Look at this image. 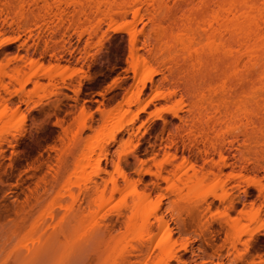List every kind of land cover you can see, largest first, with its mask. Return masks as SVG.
Returning <instances> with one entry per match:
<instances>
[{"label":"rangeland","instance_id":"obj_1","mask_svg":"<svg viewBox=\"0 0 264 264\" xmlns=\"http://www.w3.org/2000/svg\"><path fill=\"white\" fill-rule=\"evenodd\" d=\"M14 2L18 8L9 12L0 0V264H134L137 257L136 264L264 262V138L249 153H229L220 178L209 174L205 183L187 185L186 160L199 176L218 174L221 160L205 165L186 149L195 142L204 147L189 118L193 94L203 89L178 71L168 39L158 41L152 7L122 18L132 0ZM163 30L177 33L169 24ZM133 32L146 63L138 73ZM226 138L230 147L234 136ZM242 139L235 145L244 149ZM113 179L124 192L112 194ZM92 181L102 189L90 199ZM137 192L150 195L137 225L150 222L156 230L163 218L171 238L166 252L159 234L152 255L142 254L139 228L122 217L131 215L126 207ZM71 207L82 212L51 254L25 260L28 253L20 251L33 254Z\"/></svg>","mask_w":264,"mask_h":264},{"label":"bare ground","instance_id":"obj_2","mask_svg":"<svg viewBox=\"0 0 264 264\" xmlns=\"http://www.w3.org/2000/svg\"><path fill=\"white\" fill-rule=\"evenodd\" d=\"M1 2L9 12H15V9L18 8L14 0H1ZM171 2H174V4L171 5ZM51 6L52 4L46 3L44 9L46 11L49 9L48 11H50ZM142 6H146L149 11V7H152L151 11L154 9L152 13L150 11V14L153 17L152 20L158 27V41L164 42L168 39L167 43L170 48V56L172 57V62L178 67V71H187V76L194 83L198 82L199 86L203 89L201 93H194V95V87L189 83L187 84V87L189 86V92L193 96H196L193 97V109L189 118L193 123L192 126L197 129V133H203L202 143L204 147L201 148L199 142H195L192 146L186 147V149L192 154L203 157L205 165H207L209 159L213 161L214 156H219L221 160L218 163V174L207 172L203 176H199L196 164H193L191 160H188L189 162L186 160L185 163H189L190 165L189 169L184 173L187 185L198 186L203 184L208 180L209 174L220 178L224 174V169L229 165V153H249L252 143H256L264 138V0H132V2L127 3L123 8L124 11L120 14V17L127 18L129 10L134 12L135 17H139ZM166 24H169L173 32L177 33L167 36L166 30H163ZM115 31L121 32L123 30L122 28H117ZM135 33H132L131 53L138 60L134 68L136 73H138L139 71H143L146 63L145 61L139 60L140 55L136 49L138 38ZM152 80L153 77L151 76L149 81ZM158 118L160 119L161 117L158 116ZM121 129L122 127L119 130ZM227 134L234 136L230 147H228L230 142L226 138ZM240 136L243 137L244 146L242 147L244 149L236 147L235 145V142H239ZM176 150H178V147H176ZM90 154V148L84 149L82 159L84 158V161L87 163L91 160L90 157L92 155L90 156ZM173 159H177L176 153L173 155ZM123 180L126 185H129L130 179L128 180L126 175H123ZM67 183L69 184V182ZM112 184L113 195L115 192L122 193L123 189L120 188L116 180L114 181L113 179ZM101 187L97 182H93L90 193H88L90 194V199L92 195L95 194L97 196L100 193ZM246 193L247 191H245ZM136 194L138 195L139 192ZM137 197L139 198L138 201ZM137 197L134 198L136 200H133V204L130 203L126 207L131 215L129 216L127 213V215L122 216L121 214V216L126 218L125 220L128 219L133 226L139 228L138 231L142 235L141 241L143 247H141L143 249H140L142 254H146L147 257L152 255L150 245L154 243L159 234H163L164 236V242H160L161 245L159 244V248L163 252H166L171 248V238L168 235L167 223L163 218H160L156 230L152 228L153 226H151L150 222H144L141 226H138L139 216L141 212L144 213L142 210L149 208L150 195L139 194ZM99 201L102 202L103 200ZM234 201L233 199L230 200L232 207L235 206ZM93 203L95 204V202ZM106 203L109 204L110 202L108 203L107 200ZM101 204L104 205V202ZM72 207L71 209H73ZM208 207L210 208L211 204H208ZM76 209L71 210L69 214L65 211L69 216L66 213L64 215L66 214L67 216H61V218H64V220H61L64 221V226L59 221L61 223L60 225H62H59L61 228L58 226L60 230L55 225L57 230L53 227L50 233L44 234L45 237L49 236V238L46 237L47 240L45 239L46 241L42 242L47 243L43 244L41 239L37 241L36 244L38 242L39 244H37L38 246L35 245L33 254V251L28 252L25 250L26 248L21 251L19 250L20 254L22 251L25 252L24 254L28 253L26 256L24 255L26 257L25 260L28 256L29 260L33 259L35 260L34 262L37 260L39 262L41 258L46 256V252L50 253L53 246H57V242L60 243V236L65 235L68 231H66L65 227L67 228V225L70 227L78 215L81 214L82 207L80 210L79 208L78 210ZM61 214L63 215V213ZM57 219L51 220L54 222H51L50 226L57 222ZM125 223L128 225V222ZM45 230H47L46 227ZM47 231L49 232V230ZM256 235L252 234L251 240ZM40 242L44 245L42 248H38L40 247L39 245H42ZM24 244H28V242ZM21 247L22 245L17 248V252H19L18 249ZM6 254L8 257L7 252ZM17 254L19 256H16ZM17 254L12 259L16 260V257L20 258L21 255L19 253ZM29 255L32 256L30 257ZM138 259L140 258L137 257L136 260L138 261ZM23 261L19 262L22 264ZM126 261L127 264L129 260ZM137 261H134V264ZM1 262L3 261L1 260ZM15 262L18 261L16 260ZM30 262L31 260L28 263L31 264ZM261 264H264V262Z\"/></svg>","mask_w":264,"mask_h":264}]
</instances>
